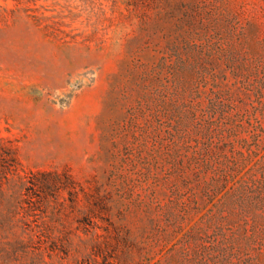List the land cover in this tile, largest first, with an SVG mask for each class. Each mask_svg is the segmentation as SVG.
Returning <instances> with one entry per match:
<instances>
[{"label":"rangeland","instance_id":"374dc122","mask_svg":"<svg viewBox=\"0 0 264 264\" xmlns=\"http://www.w3.org/2000/svg\"><path fill=\"white\" fill-rule=\"evenodd\" d=\"M215 94L264 95V0H0V264H183L220 163L160 137Z\"/></svg>","mask_w":264,"mask_h":264},{"label":"trees","instance_id":"16d2710c","mask_svg":"<svg viewBox=\"0 0 264 264\" xmlns=\"http://www.w3.org/2000/svg\"><path fill=\"white\" fill-rule=\"evenodd\" d=\"M251 106V112H241L233 98L215 94L204 109L208 115L194 130L189 127L190 117L182 113L174 123L168 120L160 137L164 147H199L202 163L174 167L186 182L193 179L188 168L202 179L201 173L213 167L211 155L220 163L215 183L202 179L205 199L194 206L196 220L185 227V211L172 218L175 228L169 240L175 238L183 264H264V95L259 94ZM245 112L250 138L240 139L238 155L228 156L220 146V150L209 147L215 133L235 135L237 126H245Z\"/></svg>","mask_w":264,"mask_h":264}]
</instances>
